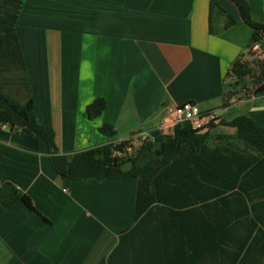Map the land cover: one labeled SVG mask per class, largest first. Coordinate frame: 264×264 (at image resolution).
<instances>
[{"label":"crops","instance_id":"obj_1","mask_svg":"<svg viewBox=\"0 0 264 264\" xmlns=\"http://www.w3.org/2000/svg\"><path fill=\"white\" fill-rule=\"evenodd\" d=\"M217 1L236 21L210 34L209 0H23L15 32L24 66L19 74L0 67V85L18 102L32 96L37 121L53 129L57 152L67 156L143 134L163 142L181 127L164 124L184 101L216 112L211 134H233L221 121L239 114L264 127V95L222 107L223 78L251 28L230 0ZM247 1L252 19L264 21V0ZM96 97L106 100L105 109L88 119L86 105ZM103 124L115 128L114 138L98 131ZM7 128L0 126V186L14 184L46 220L20 201L0 203V264H97L111 257L133 222L136 182L60 176L42 139ZM204 217L189 227L205 232L208 211ZM244 230L235 227L236 236ZM235 242L223 247L235 250ZM250 257L264 262L263 255Z\"/></svg>","mask_w":264,"mask_h":264},{"label":"trees","instance_id":"obj_2","mask_svg":"<svg viewBox=\"0 0 264 264\" xmlns=\"http://www.w3.org/2000/svg\"><path fill=\"white\" fill-rule=\"evenodd\" d=\"M230 1L251 28V35L223 78L222 107L264 95V58L256 59L252 50L256 43L264 49V21L252 19L247 0ZM22 4L23 0H0V61L6 60L0 67L17 74L24 66L15 32ZM235 21L217 0H209L210 34L227 30ZM105 105L104 98L96 97L86 105L85 116H99ZM221 123L233 127L234 133L211 134V129L196 130L185 121L171 138L160 143L145 140L130 153L126 151L129 142L124 139L67 156L57 152L53 129L37 121L32 96L18 102L0 85V126L14 132L25 129L42 139L58 175L136 182L133 222L119 233L115 253L97 264H201L202 256L203 264L206 256L209 264H264L250 257L264 256V183L256 181L264 179V127L246 114ZM98 131L108 138L116 135L110 124L101 125ZM249 178L254 186H250ZM19 201L46 220L28 195L4 182L0 203L10 207ZM207 211L210 222L204 225L206 231H193L191 221L200 225ZM237 226H246L238 237ZM231 241H236L237 248L229 251L223 246ZM251 242H258L260 247L252 248Z\"/></svg>","mask_w":264,"mask_h":264},{"label":"built area","instance_id":"obj_3","mask_svg":"<svg viewBox=\"0 0 264 264\" xmlns=\"http://www.w3.org/2000/svg\"><path fill=\"white\" fill-rule=\"evenodd\" d=\"M254 57L258 60L264 58V49L259 43H256L253 48ZM188 121L193 129L196 130H210L211 123L215 124L218 121L216 112H200L197 110L196 106L191 101H184L177 104L170 112L167 121L164 126H175L176 124ZM128 140V145L126 151L128 153L132 152L134 148L139 146L142 142L147 140L146 136H130L125 139Z\"/></svg>","mask_w":264,"mask_h":264},{"label":"rangeland","instance_id":"obj_4","mask_svg":"<svg viewBox=\"0 0 264 264\" xmlns=\"http://www.w3.org/2000/svg\"><path fill=\"white\" fill-rule=\"evenodd\" d=\"M254 59V58H253ZM255 60V59H254ZM12 81L10 80V83H11ZM0 83H2V79H1V77H0ZM3 84V83H2ZM4 85V84H3ZM6 89H7V92L8 93H11V94H14V92H15V89H13L12 88V90H13V92L8 88V87H6ZM7 130H9V128H7ZM26 132V131H25ZM27 132H30V131H27Z\"/></svg>","mask_w":264,"mask_h":264}]
</instances>
